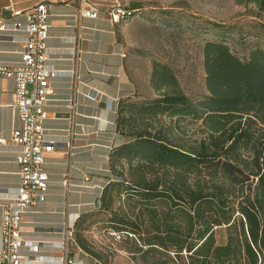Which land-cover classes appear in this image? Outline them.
I'll list each match as a JSON object with an SVG mask.
<instances>
[{
	"label": "trees",
	"instance_id": "trees-1",
	"mask_svg": "<svg viewBox=\"0 0 264 264\" xmlns=\"http://www.w3.org/2000/svg\"><path fill=\"white\" fill-rule=\"evenodd\" d=\"M203 54L208 95L190 98L173 69L155 61L151 85L161 96L119 103L123 142L111 152L102 199L115 184L135 200L109 220L121 237H136L144 264H228L244 254L258 264L264 246V50L242 59L208 40ZM164 115L202 120L204 135L183 142Z\"/></svg>",
	"mask_w": 264,
	"mask_h": 264
},
{
	"label": "crops",
	"instance_id": "crops-1",
	"mask_svg": "<svg viewBox=\"0 0 264 264\" xmlns=\"http://www.w3.org/2000/svg\"><path fill=\"white\" fill-rule=\"evenodd\" d=\"M39 1L0 0V24L7 6L25 12ZM45 1L50 8L47 62L60 72L50 80L44 126L60 141L46 154V199L23 214L21 228L26 240L42 244L36 253L27 250L29 254L57 257L64 253L57 245L65 239L64 230L73 226L75 234L78 222L102 200L104 189L113 180L111 152L123 142L117 129L119 103L135 97L139 87L130 71L123 25L110 15L117 0ZM82 1L83 6H95L97 16L80 15ZM23 19L24 14L9 17L10 22ZM26 35L24 29H0V62L12 64L21 59ZM14 89V77H0V134L4 136L22 124L13 107ZM70 129L69 149L61 140ZM17 154L12 147L0 149V224L3 205L20 184ZM68 256L73 264H114L79 242L69 248Z\"/></svg>",
	"mask_w": 264,
	"mask_h": 264
},
{
	"label": "rangeland",
	"instance_id": "rangeland-1",
	"mask_svg": "<svg viewBox=\"0 0 264 264\" xmlns=\"http://www.w3.org/2000/svg\"><path fill=\"white\" fill-rule=\"evenodd\" d=\"M117 5L132 14L121 23L122 36L129 49L130 71L138 79V99L161 96L151 85L155 61L173 69L182 90L190 98L208 95L203 54L208 40L227 43L242 59L254 48L264 50V10L257 0H117ZM162 118L173 125L171 134L183 142L204 135L202 120L169 115ZM117 190V185L110 186L105 200L81 218L75 234L111 263L144 264L140 253L133 252L136 237H119L109 220L113 212H126L135 205V200L125 191L117 194ZM217 237L222 241L227 234L219 230ZM260 250L258 264H264V246ZM247 262L244 254L238 262L228 264Z\"/></svg>",
	"mask_w": 264,
	"mask_h": 264
},
{
	"label": "built area",
	"instance_id": "built-area-1",
	"mask_svg": "<svg viewBox=\"0 0 264 264\" xmlns=\"http://www.w3.org/2000/svg\"><path fill=\"white\" fill-rule=\"evenodd\" d=\"M85 2V0H84ZM80 7L79 14L95 17L98 9L91 6ZM0 29L8 27L24 29L21 59L12 64L0 62V77H14L15 101L13 107L21 119V127L10 136L0 134V149L12 147L17 151L20 166V184L9 202L3 205L0 224V264H73L68 256L69 248L78 245L74 227L64 230L65 239L58 247L64 250L61 256L48 257L27 252L39 251L41 242L26 240L22 234L23 214L32 206L46 199L49 189V174L45 168L46 154L55 149L60 140L50 136L44 126L47 117L48 95L52 91L50 80L60 71L48 64L49 48L47 38L50 27V8L45 0L22 12L13 5L6 7ZM24 14L23 20L9 21V17ZM111 18L119 22L132 15L118 5L110 11ZM74 75L73 72H71ZM93 95V94H91ZM72 130L63 141L72 148ZM68 179H66V183ZM118 234L117 232H114ZM121 237V234H118Z\"/></svg>",
	"mask_w": 264,
	"mask_h": 264
}]
</instances>
